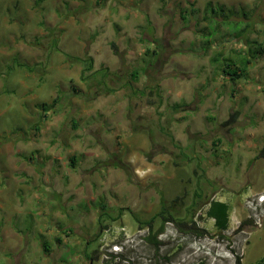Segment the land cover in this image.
<instances>
[{
    "label": "rangeland",
    "instance_id": "obj_1",
    "mask_svg": "<svg viewBox=\"0 0 264 264\" xmlns=\"http://www.w3.org/2000/svg\"><path fill=\"white\" fill-rule=\"evenodd\" d=\"M207 3L264 41V0H0V264H264V55L220 77L215 53L246 46L223 28L202 52ZM195 189L228 228L203 209L205 237L167 223L148 245L135 217Z\"/></svg>",
    "mask_w": 264,
    "mask_h": 264
},
{
    "label": "trees",
    "instance_id": "obj_2",
    "mask_svg": "<svg viewBox=\"0 0 264 264\" xmlns=\"http://www.w3.org/2000/svg\"><path fill=\"white\" fill-rule=\"evenodd\" d=\"M204 15L201 20H203L206 25L200 30L201 36L203 37V45L201 47L202 52H205L209 43V39L213 37L214 34L220 33V30L223 28L227 29V36L233 35L237 40H243L246 48L242 51L236 52L234 57H230L229 54L223 55L220 51L216 52L212 57L211 62L216 67H219L220 77H227L230 81L239 80L245 78L249 65L256 59L264 55V41L261 43H252L248 41L249 34L253 31V24L247 21L243 27H240V23L234 22L233 19L237 16L236 11L232 8H225L222 5H213L207 3L203 11ZM241 15L247 17L245 12H241ZM249 23V24H248ZM232 37V36H231ZM157 49L161 51L162 43L160 40H157ZM250 44H254L250 46ZM146 55H149L151 59L155 60L158 56V52L153 49H147ZM149 53V54H148ZM148 63V62H147ZM90 60L89 64L85 70L90 69ZM146 68H141L139 71L133 70L131 78L133 80L137 79L140 72H145ZM103 73V71H101ZM96 74V73H95ZM56 101L54 100L51 104L42 103L39 108L40 111L45 115L48 113ZM176 106V105H175ZM173 107L174 109L176 107ZM178 107V106H177ZM234 114H231L229 119L222 123V126L231 125L234 122ZM212 119V118H210ZM213 120V119H212ZM218 140H213L212 147L215 146ZM264 157V150L261 152ZM187 161L189 158L183 155ZM184 160V159H182ZM121 166V165H120ZM119 167V166H117ZM122 167V166H121ZM180 197L166 202L165 199L160 195L159 196V209L157 213L146 220H140L139 217H135L136 220L140 223V226L145 228L146 234L143 236V239L147 242L148 245L153 247L155 250H158L160 247V241L158 240L159 234H161L164 228V225L167 223H174L180 230H183L184 234L193 235L197 238H202L207 235V231L198 226L195 218H198L197 213L201 210L204 211V216L207 219L213 221L214 229L217 232L225 231L228 228L229 223V212L230 207L228 204L221 202L219 200L211 199L200 189H195L193 196L189 203L184 206L183 203L178 202ZM178 200V201H177ZM99 215L97 219V225L101 228H106V225H103L104 222L108 221L110 215H107L104 211L106 205H99ZM160 220V226L157 231L153 230V223L155 220ZM112 217L110 221H113ZM64 235L68 236L66 231L63 232ZM59 242V240L57 239ZM44 251H48L46 243H43ZM111 261L116 258V256L110 255ZM257 264H262L259 262Z\"/></svg>",
    "mask_w": 264,
    "mask_h": 264
},
{
    "label": "crops",
    "instance_id": "obj_3",
    "mask_svg": "<svg viewBox=\"0 0 264 264\" xmlns=\"http://www.w3.org/2000/svg\"><path fill=\"white\" fill-rule=\"evenodd\" d=\"M222 202V201H221Z\"/></svg>",
    "mask_w": 264,
    "mask_h": 264
}]
</instances>
